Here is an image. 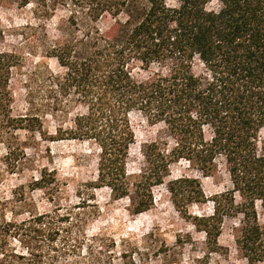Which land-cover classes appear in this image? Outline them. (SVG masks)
I'll use <instances>...</instances> for the list:
<instances>
[{"label":"trees","instance_id":"16d2710c","mask_svg":"<svg viewBox=\"0 0 264 264\" xmlns=\"http://www.w3.org/2000/svg\"><path fill=\"white\" fill-rule=\"evenodd\" d=\"M139 1H71L83 17L75 24L80 36L47 52L65 72L47 76L42 109L73 115L55 139L96 149L97 176L88 187L128 199L133 215L153 206L152 189L165 183L172 164L184 160L211 175L221 163L230 190L208 198L198 179L182 176L165 184L171 204L188 215L191 206L212 203L211 214L194 218L209 252L216 251L224 220L241 216L237 250L247 264H264V221L257 212L264 215V0ZM211 1L218 10H206ZM106 16L115 23L103 30L99 21ZM19 64L15 53L0 52V143L8 153L17 132L42 131L41 112L12 115L10 80ZM133 114L162 125L171 139L144 145L138 174L126 169ZM72 210L58 205L5 223L0 264H73L88 222Z\"/></svg>","mask_w":264,"mask_h":264},{"label":"rangeland","instance_id":"374dc122","mask_svg":"<svg viewBox=\"0 0 264 264\" xmlns=\"http://www.w3.org/2000/svg\"><path fill=\"white\" fill-rule=\"evenodd\" d=\"M71 1L0 0V52H13L20 59L10 80L12 115L39 111L42 120L40 133H16L11 153L0 143V239L7 222L18 223L58 205L71 206L77 215L73 217L88 222L73 264H247L235 243L241 216L224 220L216 251L209 252L194 218L211 214L212 203L191 206L188 215H182L173 208L166 190L169 180L182 176L198 179L208 198L230 190L232 185L221 163L211 175L202 174L184 160L172 164L165 183L152 189L153 206L133 215L128 199L113 200L107 188L88 187L97 176L96 149L86 142L55 139L58 126H70L73 115L51 116L42 109L47 76L51 73L61 77L65 72L47 52L60 41L80 36L75 24L80 25L83 17ZM176 3L167 0L170 6ZM206 10H218L217 1L208 3ZM124 18V14L117 16ZM114 23L113 17L106 16L99 26L106 30ZM200 70L201 66H195V72ZM130 121L135 140L126 169L129 174H138L143 166L144 145L171 139L162 125H150L138 114H133ZM257 212L263 222L259 207ZM6 238L12 248L19 249L12 237Z\"/></svg>","mask_w":264,"mask_h":264}]
</instances>
